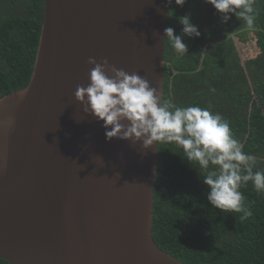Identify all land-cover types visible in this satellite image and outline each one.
<instances>
[{
    "label": "water",
    "instance_id": "95a60500",
    "mask_svg": "<svg viewBox=\"0 0 264 264\" xmlns=\"http://www.w3.org/2000/svg\"><path fill=\"white\" fill-rule=\"evenodd\" d=\"M169 5L44 0L29 82L0 97V259L184 264L152 237L158 145L106 140L74 97L91 56L146 78L163 100Z\"/></svg>",
    "mask_w": 264,
    "mask_h": 264
},
{
    "label": "trees",
    "instance_id": "16d2710c",
    "mask_svg": "<svg viewBox=\"0 0 264 264\" xmlns=\"http://www.w3.org/2000/svg\"><path fill=\"white\" fill-rule=\"evenodd\" d=\"M44 0H0V97L25 87L38 45ZM255 26L221 14L204 0L169 5L167 27L182 35L179 17L190 14L199 37L182 35L188 53L179 55L165 37L163 100L220 113L244 152L264 171V0H256ZM254 41L255 55L241 59L235 45ZM196 164L175 144H158L153 185L152 237L184 264H264V194L251 182L240 191L253 215L222 212L207 200ZM0 264H9L0 259Z\"/></svg>",
    "mask_w": 264,
    "mask_h": 264
},
{
    "label": "clouds",
    "instance_id": "9594fccd",
    "mask_svg": "<svg viewBox=\"0 0 264 264\" xmlns=\"http://www.w3.org/2000/svg\"><path fill=\"white\" fill-rule=\"evenodd\" d=\"M173 0H168L172 3ZM186 0H174L183 6ZM221 14L226 23L234 14L248 28L255 26L256 0H204ZM182 35L199 37L198 26L190 14L179 17ZM164 35L179 55L188 53L182 35H175L172 27ZM88 71L86 86L77 85L74 97L82 111L103 121L105 139L139 141L144 148L158 144H175L182 149L189 164L198 165L202 181L208 188L207 200L222 212L240 213L246 220L253 215L246 198L240 191L251 182L253 190L264 194V171L257 167V157L244 152L243 144L235 138L229 122L220 113L200 106H179L172 100H162L150 82L133 72L109 64L107 58L97 61ZM23 97L24 92L19 94ZM12 123L8 118V124Z\"/></svg>",
    "mask_w": 264,
    "mask_h": 264
},
{
    "label": "rangeland",
    "instance_id": "374dc122",
    "mask_svg": "<svg viewBox=\"0 0 264 264\" xmlns=\"http://www.w3.org/2000/svg\"><path fill=\"white\" fill-rule=\"evenodd\" d=\"M235 45L242 60L255 55L257 52L254 41H249L243 44L235 40Z\"/></svg>",
    "mask_w": 264,
    "mask_h": 264
}]
</instances>
